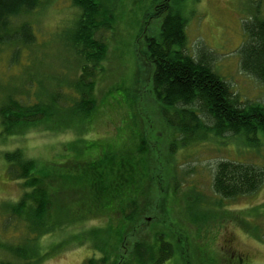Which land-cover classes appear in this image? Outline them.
<instances>
[{"label":"rangeland","instance_id":"374dc122","mask_svg":"<svg viewBox=\"0 0 264 264\" xmlns=\"http://www.w3.org/2000/svg\"><path fill=\"white\" fill-rule=\"evenodd\" d=\"M174 3L166 1V5ZM157 6L155 0H120L115 4L116 12L109 15L111 31L103 37L107 45L106 56L94 79L92 116L77 118L64 113L57 120H50L48 125L65 130L54 132L39 127L22 135L0 136V206L15 203L23 194L20 182L8 175L3 153L19 149L24 158L38 162L46 176L51 174L48 176L50 183L66 186L63 189L66 192L67 187L79 185L82 176L62 167L64 158L61 156L69 142L80 140L85 146L84 142L99 140L118 146L122 140L125 142L137 133L143 135L142 142L131 140L122 149L130 154L141 153L146 160L149 181L146 197L142 199L144 210H151L156 202L160 206L158 215L151 212L141 218L137 225L138 230L142 229L139 238L151 236L143 235L148 230L150 233L163 230L170 232L172 240L181 248L183 229L189 231L186 237L197 242L194 245L196 257L215 254L216 260L221 259L219 264H264V245L252 236L264 225V184L251 195L228 200L220 199L212 191L213 173L220 161L264 167V137L259 134L257 142L250 146L240 137L217 139L210 134L185 147L176 138L172 139L161 107L151 92L152 68L139 55L144 52L145 38L158 35L162 16H155ZM177 7L186 20L185 45L189 53L195 56L199 50L201 55L211 56L213 70L230 84L241 101L264 104V86L239 67V49L245 40L244 26L254 16L264 19V0H181ZM77 14L78 10L70 0H42L28 17L16 20L31 25L35 42L22 48L12 63L9 60L12 49L0 51V104L11 92L18 98L27 97V101L33 103L37 96L51 99L53 93L60 91L63 98L53 103L56 109L64 106V97L77 98L69 89L79 75L78 62L69 42ZM137 72L140 73L138 77ZM128 104L133 105L132 111ZM70 108L65 105L63 109L70 111ZM173 140L177 147L171 160L170 141ZM67 158L70 162L79 160L74 152H69ZM50 163L55 171L72 176L58 177L47 170ZM175 183L180 184L176 194L172 190ZM59 197L73 200L69 208L72 212L77 211L73 217L76 223L45 234L37 241V248L45 254L40 264H82L93 254L87 245L80 244L83 239L79 233L104 226L106 217L99 212L83 221L89 215L88 210L96 209V206L88 207L92 200L84 193L70 191ZM117 203L115 199H109L101 209L112 208ZM218 213L225 219L215 222L212 218ZM186 218H191L189 221L193 223L196 221L194 231ZM245 222L249 224V231L242 228ZM11 226L4 232L0 219V242L19 243L22 226L18 223ZM231 252L241 260L239 263L228 259ZM12 260L0 251V263Z\"/></svg>","mask_w":264,"mask_h":264},{"label":"trees","instance_id":"16d2710c","mask_svg":"<svg viewBox=\"0 0 264 264\" xmlns=\"http://www.w3.org/2000/svg\"><path fill=\"white\" fill-rule=\"evenodd\" d=\"M41 1L0 0V51L12 49L10 63L16 60L22 48L35 42L31 25L26 21L17 23L16 20L28 17L40 6ZM119 1L70 0L78 10L69 42L70 50L78 62L79 75L74 80L75 84L69 85V89L77 98L64 97L66 103L56 109L53 103L63 98L60 91L53 93L51 99L37 96V101L33 103L27 101V97L18 98L15 93H8L0 104L1 137L22 135L39 127L54 132L65 130L48 125L50 120H57L64 113L77 118L92 116L95 109L94 79L107 50L103 37L111 31L109 15L116 12L115 4ZM155 1L158 4L155 16H162L158 35L145 38L144 52L139 55L152 68L151 92L161 107L162 118L173 134L172 139L176 138L185 147L205 138L206 134L217 139L240 137L247 145L257 142L259 134L264 137V104L241 101L230 84L213 70L211 56H203L199 50L194 56L186 49V20L177 7L181 0ZM166 1L175 3L166 5ZM244 36L245 40L239 49L240 70L264 86V19L254 16L244 26ZM137 73V77L140 76ZM65 105L71 106L70 111L63 109ZM128 106L130 110L133 109L132 104ZM142 138L143 135L135 133L125 142L122 140L124 143L118 146L99 140L82 142L85 146L81 145L80 140L69 142L65 147L66 152L61 156L64 158L62 167L82 176L77 188L75 185L67 187L66 192V186L58 187L50 183L52 181L48 180V176L51 174L46 176V171L39 168L38 162L24 158L19 149L3 153L8 175L20 182L23 194L15 203L0 206L1 229L7 232L12 224L18 223L23 232L18 244L0 242V251L13 259L12 262L0 264L41 263L45 254L37 248V241L45 234L76 223L73 217L77 211L72 212L69 208L73 200H61L59 197L70 191L84 193L92 200L88 207L96 206V209L88 210L87 216L90 217L86 216L83 221L97 216L95 213L99 212L106 217L104 226L79 233L78 236L83 239L80 244L87 245L93 254L82 264H219L221 259L216 260L215 254L212 257L204 254L196 257L194 245L197 242L190 236L186 237L189 231L183 229L184 242L181 248L172 240L170 232L163 230H152L151 233L148 230L143 235L151 236L139 238L142 229L138 230L137 225L141 218L151 212L155 216L160 213L158 202L151 210L142 207L149 181L144 156L140 152L130 154L128 150L122 149L131 140L141 143ZM175 141H170L173 152L171 160L172 154L176 152ZM69 152H74L79 160L70 162L67 158ZM53 167L50 163L47 170L53 171L58 177L72 176L71 173L57 172ZM178 184L173 186L174 194L178 191ZM263 184L264 167L232 161H220L212 177L213 193L227 200L251 195ZM109 199H115L118 203L112 208L101 209V205H105ZM186 219L190 227H195L196 221L193 223L189 221L191 218ZM212 219L216 222L225 218L222 213H218ZM248 225L245 222L242 228L249 231ZM257 230L259 232L252 236L264 245V225ZM228 257L231 262L241 261L232 252Z\"/></svg>","mask_w":264,"mask_h":264}]
</instances>
